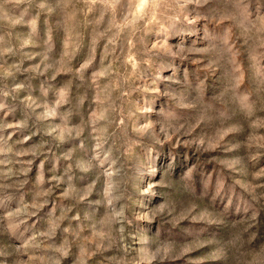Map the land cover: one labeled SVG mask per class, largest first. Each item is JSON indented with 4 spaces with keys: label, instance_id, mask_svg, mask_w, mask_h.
Listing matches in <instances>:
<instances>
[{
    "label": "clouds",
    "instance_id": "9594fccd",
    "mask_svg": "<svg viewBox=\"0 0 264 264\" xmlns=\"http://www.w3.org/2000/svg\"><path fill=\"white\" fill-rule=\"evenodd\" d=\"M0 264H264V0H0Z\"/></svg>",
    "mask_w": 264,
    "mask_h": 264
},
{
    "label": "rangeland",
    "instance_id": "374dc122",
    "mask_svg": "<svg viewBox=\"0 0 264 264\" xmlns=\"http://www.w3.org/2000/svg\"><path fill=\"white\" fill-rule=\"evenodd\" d=\"M174 161H172L171 159H168V160H161L160 161V164H161V167H171L173 165Z\"/></svg>",
    "mask_w": 264,
    "mask_h": 264
}]
</instances>
